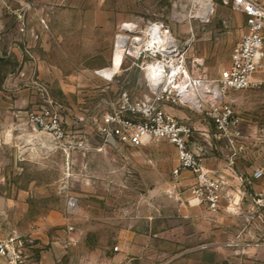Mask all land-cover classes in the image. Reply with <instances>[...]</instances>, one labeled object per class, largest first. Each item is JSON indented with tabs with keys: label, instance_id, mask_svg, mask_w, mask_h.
<instances>
[{
	"label": "rangeland",
	"instance_id": "1",
	"mask_svg": "<svg viewBox=\"0 0 264 264\" xmlns=\"http://www.w3.org/2000/svg\"><path fill=\"white\" fill-rule=\"evenodd\" d=\"M208 1L202 22L196 0H0V239L15 237L9 254L18 256L0 264H264V180L216 177L220 201L210 212L173 194L167 141L105 146L96 134L121 93L150 97L134 62H115L122 23L162 21L209 80L228 65L245 18L229 0ZM46 96L75 147L20 161L15 129ZM228 96L239 120L232 144L204 111L163 105L206 130L216 165L264 174V86Z\"/></svg>",
	"mask_w": 264,
	"mask_h": 264
},
{
	"label": "built area",
	"instance_id": "2",
	"mask_svg": "<svg viewBox=\"0 0 264 264\" xmlns=\"http://www.w3.org/2000/svg\"><path fill=\"white\" fill-rule=\"evenodd\" d=\"M229 6L244 16L246 29L232 47L228 65L212 80L188 61L187 43L174 36L162 21L143 23L131 19L122 23L114 36L113 52L118 49L122 60L134 62L143 74L150 97L135 100L123 92L116 108L103 114L96 124V134L105 146L141 147L159 140L171 144L177 162L172 177H178L181 171L189 172L193 177L192 203L204 204L210 212L218 209L221 183L205 168L201 149L190 147L192 128L174 118L163 104L204 111L228 143L239 137V120L228 93L264 86V0H229ZM38 87L45 96L44 87ZM15 130L20 161L25 156H47L75 147L65 141L57 109L47 96L44 104L26 114ZM262 176L258 170L252 174L253 178ZM13 242L15 237L0 239V258L8 257L13 262L17 259V255L9 254Z\"/></svg>",
	"mask_w": 264,
	"mask_h": 264
},
{
	"label": "crops",
	"instance_id": "3",
	"mask_svg": "<svg viewBox=\"0 0 264 264\" xmlns=\"http://www.w3.org/2000/svg\"><path fill=\"white\" fill-rule=\"evenodd\" d=\"M237 14L243 16L240 13H237ZM171 115L173 116V114ZM183 117H178L177 119L182 122H185L192 128L193 135L190 141V147L192 149L194 148L201 149L202 157H203V164L205 168L209 171L210 176H212L213 178L218 177L224 183H227V182L241 183L243 181H246L247 183L255 182V184L258 185L260 181L264 180L263 172H262L263 176L260 178H253L252 177L253 173L251 172L250 173L247 172L246 177H243L242 175H239L236 172H234V170L230 169L229 167L224 166L225 168H223L221 165L220 166L216 165V154L214 153V151H216V146L215 144H210L207 141V139L209 138V135L207 134L206 130L204 128H201L200 130L198 128L197 129L193 128V126H191V124L189 123L188 118L185 117L184 119ZM196 130H198L199 132H195ZM202 141L205 143L202 144ZM176 164L177 162H176V157H175V163L172 169L176 167ZM173 179H174L173 194L175 196L180 194V196L182 197L190 198L191 197L190 188L193 186L192 175L187 171H181L178 177L173 178ZM259 185L263 186V183ZM156 192H158V190H156Z\"/></svg>",
	"mask_w": 264,
	"mask_h": 264
},
{
	"label": "bare ground",
	"instance_id": "4",
	"mask_svg": "<svg viewBox=\"0 0 264 264\" xmlns=\"http://www.w3.org/2000/svg\"><path fill=\"white\" fill-rule=\"evenodd\" d=\"M196 3L198 5V11L193 16V18H198L202 22L206 21L208 15L210 13V10H211V4L209 3L208 0H196ZM114 52L117 53L116 56H115V58H116L115 62L116 63L118 61L119 55H121V63H120V65H121L122 64V54H121V52L118 49H116ZM114 52H113V54H114Z\"/></svg>",
	"mask_w": 264,
	"mask_h": 264
}]
</instances>
